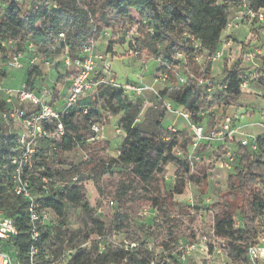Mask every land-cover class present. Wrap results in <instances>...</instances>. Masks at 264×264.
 <instances>
[{"label": "clouds", "instance_id": "9594fccd", "mask_svg": "<svg viewBox=\"0 0 264 264\" xmlns=\"http://www.w3.org/2000/svg\"><path fill=\"white\" fill-rule=\"evenodd\" d=\"M115 3L35 0L49 43L0 39V133L18 138L0 156V264H264V72L245 79L225 39L264 45V0Z\"/></svg>", "mask_w": 264, "mask_h": 264}, {"label": "trees", "instance_id": "16d2710c", "mask_svg": "<svg viewBox=\"0 0 264 264\" xmlns=\"http://www.w3.org/2000/svg\"><path fill=\"white\" fill-rule=\"evenodd\" d=\"M152 4V0H116L115 6L120 7L121 5L123 6L121 8L122 11L128 12L129 14H132V8L137 7V5H143V7L140 8L141 13H143L144 8L148 7L149 5ZM3 5H7L6 8H3ZM0 10L3 11V15L0 16V39H5V38H15L17 36H20L21 39H27L28 34L32 32L34 34V39L39 38L40 43L42 44H47L49 41L46 39V33L42 32L40 29H33L32 28V22L36 18V12L41 11V14L44 11H47V9L40 8L38 9L35 4V0L33 2V11L31 13H25V19H20L21 15V10L22 8L15 3L13 0H0ZM58 14L53 10L52 13V18L55 21L57 18ZM221 24L222 26L226 27L227 26V21L223 20L221 17ZM64 45H61L60 49H57V53L63 50ZM41 51H44L47 53V48H41ZM81 55L78 57L80 60ZM261 72H264V70H261ZM230 74L235 77L236 79L233 80V84L236 83V80L238 79L237 73L234 71H230ZM74 73L70 76H73ZM261 83H264V78L261 79ZM15 138L9 137V135H4L3 133H0V145H3V147H0V154L5 155L6 152L9 150V148L13 147L15 145ZM221 148H226L224 145L218 146L217 149ZM212 155H215L213 153ZM220 159V157H217V161ZM257 164L259 161L256 162ZM162 175L156 176V180L159 181L157 183L154 191L159 194V196H163L165 192V186L164 182L162 181ZM102 194V193H101ZM156 203H163V201L157 199ZM85 219L83 220V224L85 227H87V224L89 220L91 219V209L86 205L85 206ZM127 218V217H125ZM119 219V217H118ZM93 223H95L93 221ZM103 223V221H101ZM116 232L120 231L119 225L116 226L115 229ZM126 238H129V236H126ZM166 250L167 247L165 246ZM138 251V250H137ZM117 254H121L122 250H117ZM81 254L77 255L80 256ZM129 255V260L125 261V264H129V262L132 259L131 254ZM153 259H155L153 257ZM180 262V261H177ZM141 264H148L147 260L141 262ZM188 264V263H187Z\"/></svg>", "mask_w": 264, "mask_h": 264}, {"label": "rangeland", "instance_id": "374dc122", "mask_svg": "<svg viewBox=\"0 0 264 264\" xmlns=\"http://www.w3.org/2000/svg\"><path fill=\"white\" fill-rule=\"evenodd\" d=\"M15 3H17L21 8H24L25 7V4L27 3V0H13ZM34 2V0H33ZM243 23V22H241ZM257 22L254 20L253 21V24H256ZM259 26H264V22H259ZM253 32H255V28L252 29ZM225 39L227 41L228 44L230 45H239V55H237L235 57V59L232 61V66H236V65H239L240 66V71L243 72L245 75H244V78L247 79L248 78V73L246 72V69L248 67H254V71L255 73H261V70H264V53H260L259 51L256 52L255 56L253 57V61L255 63H252V62H245V60L242 59V55L244 52L247 51H250L252 49H256L257 47H260V48H264V45H258V42L257 40L255 39H252V40H249L248 44L245 45L244 44V39H241L238 35H226L225 36ZM234 52V49L232 47H229L227 49V54L225 55L224 59L227 60L228 59V56L233 54ZM59 53H57L58 55ZM60 67H62L61 63L59 62V60L57 61L56 65H55V68L56 69H59ZM35 70V69H34ZM75 70H71V71H65L63 73L64 76L68 77L70 79V75H72L74 73ZM229 71H232V68L230 67L229 68ZM229 147L227 148L229 152H232V148H233V145L231 144H228ZM213 147H217L216 144H213ZM227 151V152H228ZM203 159V157H202ZM208 159H211V156L208 157ZM222 170L220 167H219V163H217V171H220ZM162 181L164 182V186L165 188L167 187H170V181L168 179V177L166 175H162ZM144 212L147 214L150 212V209L146 206L144 208ZM85 219V215L83 216H80V217H76L75 220L76 222H79V223H83V220ZM117 239V237L115 235H113V240L115 241ZM128 238H126V236L122 237L120 240H119V243H123L124 240H126ZM193 239H195V236L193 235ZM183 243L185 245H187V240H183ZM117 250H119V245H117ZM121 250V249H120ZM186 250V249H185ZM81 253H75V256L79 255ZM117 255H120V254H117ZM162 255V254H161ZM191 255V252L188 256ZM186 256V257H188ZM155 258V257H154ZM170 260H175V258L169 254V257H168ZM188 263V260L185 259L183 262H176V264H187Z\"/></svg>", "mask_w": 264, "mask_h": 264}, {"label": "built area", "instance_id": "2783aa9c", "mask_svg": "<svg viewBox=\"0 0 264 264\" xmlns=\"http://www.w3.org/2000/svg\"><path fill=\"white\" fill-rule=\"evenodd\" d=\"M261 22H264V21H260V23ZM247 55V51L246 52H244L243 53V55H242V59L244 60V57ZM83 60H84V55L83 54H81V58H80V61L81 62H83ZM75 76V71H74V75L73 76H71L70 77V79L69 80H71L73 77ZM71 85H69V87H70ZM5 103H7V101H5ZM49 106H51V105H49ZM28 118V114H25L24 116H21L20 117V119L21 120H24V119H27ZM49 129L46 127L45 128V131H48ZM9 137H11V138H15L16 140H15V145H16V143H17V136H16V134H9ZM226 144H228L227 142H225L223 145H226ZM15 145L13 146V147H11V148H9V150L6 152V154L5 155H1L0 154V156H5V157H7V156H9V154L11 153V155H15L16 153L15 152H12L11 151V149L12 148H14L15 147ZM231 153L232 152H225V154H224V156H225V159H219L218 160V163H219V167H220V164H222V163H224V162H230V160H231ZM25 171H27V168H25ZM194 249L191 247V246H189L188 248H186V250H185V256H188L189 254H190V252H192ZM180 262H183V261H180Z\"/></svg>", "mask_w": 264, "mask_h": 264}, {"label": "crops", "instance_id": "0c3cea01", "mask_svg": "<svg viewBox=\"0 0 264 264\" xmlns=\"http://www.w3.org/2000/svg\"><path fill=\"white\" fill-rule=\"evenodd\" d=\"M221 145H223V144H216V146L218 147V146H221ZM226 148H228L229 147V145L228 144H226V145H224ZM216 147V148H217Z\"/></svg>", "mask_w": 264, "mask_h": 264}]
</instances>
